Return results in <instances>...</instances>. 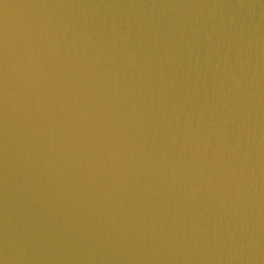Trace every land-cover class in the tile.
<instances>
[{
  "label": "water",
  "instance_id": "1",
  "mask_svg": "<svg viewBox=\"0 0 264 264\" xmlns=\"http://www.w3.org/2000/svg\"><path fill=\"white\" fill-rule=\"evenodd\" d=\"M0 264H264V0H0Z\"/></svg>",
  "mask_w": 264,
  "mask_h": 264
}]
</instances>
